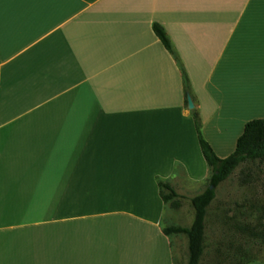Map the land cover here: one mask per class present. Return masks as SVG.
Wrapping results in <instances>:
<instances>
[{"label": "crops", "instance_id": "0c3cea01", "mask_svg": "<svg viewBox=\"0 0 264 264\" xmlns=\"http://www.w3.org/2000/svg\"><path fill=\"white\" fill-rule=\"evenodd\" d=\"M194 114L220 159L264 119V0H0V264H174Z\"/></svg>", "mask_w": 264, "mask_h": 264}, {"label": "rangeland", "instance_id": "374dc122", "mask_svg": "<svg viewBox=\"0 0 264 264\" xmlns=\"http://www.w3.org/2000/svg\"><path fill=\"white\" fill-rule=\"evenodd\" d=\"M233 150L222 152L228 157ZM173 192L160 228L173 230L168 237L174 264H188L186 233L198 218L195 264H264V157L244 160L213 187L209 177Z\"/></svg>", "mask_w": 264, "mask_h": 264}, {"label": "trees", "instance_id": "16d2710c", "mask_svg": "<svg viewBox=\"0 0 264 264\" xmlns=\"http://www.w3.org/2000/svg\"><path fill=\"white\" fill-rule=\"evenodd\" d=\"M153 33L161 42L163 47L170 51V43L163 28L157 24L152 26ZM195 127L198 134L199 147L202 156L207 164L209 172L211 171L210 186H215L218 182L224 180L227 175L241 162L246 159H259L264 157V119H256L247 122L244 125L242 134L237 138L234 151L224 159L218 158L209 144L201 137L199 133L198 118L194 114ZM160 199L164 204L176 198L173 189L165 182L158 181ZM198 218V217H197ZM199 220V218H198ZM196 219L189 231L188 237V264H195V251L199 249L198 242L195 239L196 233L201 230V224ZM171 228H164L163 233L168 236L172 233Z\"/></svg>", "mask_w": 264, "mask_h": 264}, {"label": "water", "instance_id": "95a60500", "mask_svg": "<svg viewBox=\"0 0 264 264\" xmlns=\"http://www.w3.org/2000/svg\"><path fill=\"white\" fill-rule=\"evenodd\" d=\"M187 108L188 109H193V103H192V101H191V98H190V96H187ZM211 188V187H210Z\"/></svg>", "mask_w": 264, "mask_h": 264}]
</instances>
